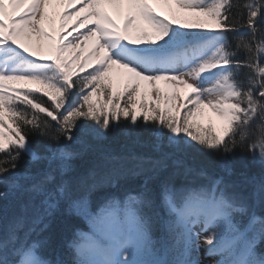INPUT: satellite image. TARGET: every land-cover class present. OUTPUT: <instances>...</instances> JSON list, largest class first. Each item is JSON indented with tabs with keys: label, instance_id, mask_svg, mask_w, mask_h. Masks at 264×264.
Returning <instances> with one entry per match:
<instances>
[{
	"label": "snow or ice",
	"instance_id": "snow-or-ice-1",
	"mask_svg": "<svg viewBox=\"0 0 264 264\" xmlns=\"http://www.w3.org/2000/svg\"><path fill=\"white\" fill-rule=\"evenodd\" d=\"M155 2L171 18L149 0H0V201L13 205L6 227L0 207V264H64L42 258L46 241L33 239L62 202L92 227L69 242L72 264H264V0ZM54 3L80 7L57 26ZM22 81L41 87L12 86ZM206 110L219 129L211 116L202 124ZM121 118L136 128L139 118L157 149L166 140L177 152L246 150L262 173L245 176L241 191L227 159L220 174L184 167L203 183L164 186L168 240L157 246L143 215L147 194L106 197L93 211L90 196L104 181L90 174L73 194L65 179L75 153L61 139L75 141L74 130L102 138ZM30 135L49 141L44 153ZM24 156L44 166L21 171ZM124 159L104 153L99 163L111 176Z\"/></svg>",
	"mask_w": 264,
	"mask_h": 264
},
{
	"label": "trees",
	"instance_id": "trees-1",
	"mask_svg": "<svg viewBox=\"0 0 264 264\" xmlns=\"http://www.w3.org/2000/svg\"><path fill=\"white\" fill-rule=\"evenodd\" d=\"M233 2L243 4L245 0H233ZM244 17L246 18V12ZM237 20L243 23L239 15H237ZM230 40L235 44L236 41L233 37L230 36ZM240 56L242 59L245 58L243 52L240 53ZM12 86L21 90L41 87L40 85L35 87L32 83L23 81L16 82ZM37 95H42V93ZM43 98L47 100V97ZM100 99L103 100L105 97L101 95ZM78 123L92 125L91 121L80 120ZM138 123L141 126L136 128L121 118L119 127L113 128L102 138L94 139L76 130H74L75 141L68 142L62 138L60 145H66L69 151L75 153L70 164V171L65 179L69 183L73 194H79L86 189L85 181L89 179L90 174L94 173L96 180L104 181L90 196L93 211L106 197H115L123 201L128 194H147L152 203L150 207L143 209V215L151 238L157 246L165 244L168 240L167 223L170 216L163 204L164 186L172 185L181 188L190 184L203 183L202 180L196 177L186 176L184 167L204 168L210 174H220L221 162L227 159L233 168L231 180L236 184L237 189L241 191H246L245 186L242 184L245 176L259 177L262 173L260 165L252 161L246 150L237 149L234 154L227 157H224L221 153L202 152L197 148H187L184 151L177 152L167 144L166 140L157 149L155 147L156 141L150 134V129L145 128L139 118ZM29 140L38 153H44V146L49 143V141L38 135H30ZM104 153L125 158L111 176L109 175L110 168L99 163L100 157ZM2 156L3 154H0V158ZM130 157L149 158L151 161H158L159 164L155 166L149 162L139 164L137 160L130 159ZM28 159L27 156L21 159V171H35L37 167L44 166L43 164L31 165L27 163ZM177 162H180L182 167H178ZM109 179L114 182L108 183ZM0 207H3L2 226L6 227L7 221L13 212V205L9 201H0ZM91 231L92 227L88 219L75 212H70L67 202H62L48 219L47 228L38 236L34 235L33 239L38 238L46 241L39 250V255L42 258L59 259L64 264H72L73 255L69 250V242L77 234H88ZM258 250L264 251V244L259 245Z\"/></svg>",
	"mask_w": 264,
	"mask_h": 264
},
{
	"label": "rangeland",
	"instance_id": "rangeland-1",
	"mask_svg": "<svg viewBox=\"0 0 264 264\" xmlns=\"http://www.w3.org/2000/svg\"><path fill=\"white\" fill-rule=\"evenodd\" d=\"M149 2H150V3L152 4V6L156 9V11H157L158 13H160L161 16H165V15H167V16H169V18H171V13H170L169 9H168L165 5H163V4H161V3H157V2H155V0H149ZM79 7H80L79 4H77V5L74 6V7L67 8V9H65V7L61 6L60 8H58V9H60V12H59V15H58L59 17H58V18L60 19V14H61V13L67 11L68 14H71V13H73L76 9H78ZM62 8H63V10H62ZM107 11H109V10L107 9ZM54 20H55V18H54ZM56 20H57V19H56ZM117 22H120L119 19H118V17H117ZM56 25H57V26L59 25V21H58V23L56 22ZM174 27H176V25H174ZM49 30H50V29H49ZM66 31H71V27H68V28L66 29ZM73 35H75V33H73ZM69 39H70V38H69ZM25 55H27V54H25ZM30 59H35V57H30ZM32 85H34L35 87H39V85H37V84H35V83H32ZM161 86H163V85H161ZM94 99H95V97H94ZM206 112H207V116L203 119V121H201L202 124H203L204 126H207L208 123H209L208 116H211V117H212V123L216 125L217 129H219V121L215 118V116L212 115V113H211L210 110H206ZM90 233H91V232H90ZM90 233H88V234H90ZM200 256H201V258H204V250H203V247L201 248ZM207 264H214V260L211 259V258L208 259Z\"/></svg>",
	"mask_w": 264,
	"mask_h": 264
},
{
	"label": "bare ground",
	"instance_id": "bare-ground-1",
	"mask_svg": "<svg viewBox=\"0 0 264 264\" xmlns=\"http://www.w3.org/2000/svg\"><path fill=\"white\" fill-rule=\"evenodd\" d=\"M61 6H63V7H65L64 6V4H61V3H54L53 5H51L50 7H49V13H50V15H52L53 16V18H55V22H57L58 23V21H59V12H60V9H58V8H60ZM76 6V5H75ZM62 10H63V8H62ZM109 11V14L110 15H113V18L114 19H117V17H116V15H115V13H114V11L112 10V9H108ZM57 19V20H56ZM45 27L46 28H48V25H47V23L45 24Z\"/></svg>",
	"mask_w": 264,
	"mask_h": 264
}]
</instances>
